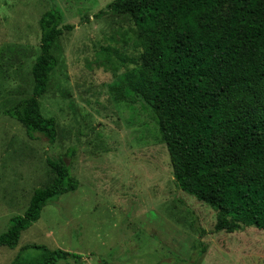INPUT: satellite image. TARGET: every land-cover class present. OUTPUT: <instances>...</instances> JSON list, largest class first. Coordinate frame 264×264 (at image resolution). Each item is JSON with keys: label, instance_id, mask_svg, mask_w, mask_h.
Returning a JSON list of instances; mask_svg holds the SVG:
<instances>
[{"label": "rangeland", "instance_id": "374dc122", "mask_svg": "<svg viewBox=\"0 0 264 264\" xmlns=\"http://www.w3.org/2000/svg\"><path fill=\"white\" fill-rule=\"evenodd\" d=\"M110 1L0 0V233L33 190L52 181L46 158H62L79 183L43 208L15 248L0 246V264L27 244L82 255L58 264H264V230L211 232L216 212L176 188L150 104L128 87L115 98L112 86L150 61L128 16L91 17ZM230 6L218 14L229 17ZM48 9L74 26L53 48L58 63L39 98L41 113L55 118L53 144L30 139L3 113L32 93L38 20ZM223 144L214 140L215 148ZM38 254L29 250L24 258Z\"/></svg>", "mask_w": 264, "mask_h": 264}, {"label": "trees", "instance_id": "16d2710c", "mask_svg": "<svg viewBox=\"0 0 264 264\" xmlns=\"http://www.w3.org/2000/svg\"><path fill=\"white\" fill-rule=\"evenodd\" d=\"M227 2L231 14L224 17L217 9ZM107 13L128 16L141 33L150 62L111 89L117 100L128 87L150 104L176 188L216 212L211 232L264 230V0H112L91 17ZM38 25L32 93L3 113L20 122L30 139L53 144L55 118L41 113L39 98L58 63L53 48L74 26L64 24L56 9L44 11ZM216 138L224 140L219 148L214 147ZM46 161L54 172L52 181L35 188L24 212L10 218L0 246L15 248L45 206L77 190L79 183L62 158ZM29 250L39 254L26 260ZM203 251L204 246L197 256ZM81 256L27 244L10 264H58Z\"/></svg>", "mask_w": 264, "mask_h": 264}]
</instances>
